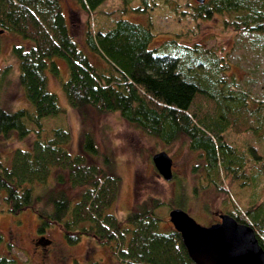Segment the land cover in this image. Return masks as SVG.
Instances as JSON below:
<instances>
[{
    "label": "trees",
    "instance_id": "trees-1",
    "mask_svg": "<svg viewBox=\"0 0 264 264\" xmlns=\"http://www.w3.org/2000/svg\"><path fill=\"white\" fill-rule=\"evenodd\" d=\"M101 1L75 0L90 16L83 47L71 36L59 0H0V34L9 31L20 39L11 44L10 52L16 60V82L31 106L9 109L0 104V136L11 130L18 136L31 129L34 133L29 147H14L9 162H0V199L12 213L29 206L36 214L37 232L54 222L67 242L94 236L98 243L110 245L120 264H195L179 232L161 227L157 207L162 201L157 197L135 201L122 218L110 209L119 176L87 159L86 154L96 152L87 132H81L79 150L74 152L66 148L68 127L55 125L42 136V118L64 113L56 93L47 88L48 74L58 80L67 105L76 110L84 106L97 112L116 110L163 143L183 135L202 158L204 177L216 189H222L227 175L254 181L264 168V155L254 144L240 147L226 138L228 131L264 130V93L261 99L253 98L248 89L228 83L221 75L228 61L197 42L178 40L181 33L152 43L154 32L148 25L122 16L132 0H121L122 6L102 14L96 9ZM177 2L137 0L130 7L146 12ZM178 4V14L194 20L220 15L235 32V43L241 31L243 44L264 50V39L251 36L264 33V0H202L195 5L179 0ZM97 13L103 17L92 20ZM242 45L236 43L234 54ZM84 48L102 64L91 60ZM53 56L64 60V78ZM8 69V64L0 66V77ZM27 121L34 127L29 129ZM251 164L255 168L250 171ZM66 188H74L76 194L71 196ZM36 199H42V205L34 207ZM171 205L184 206V200L176 198ZM227 213L250 225L264 250V199ZM12 260L0 253V264Z\"/></svg>",
    "mask_w": 264,
    "mask_h": 264
},
{
    "label": "rangeland",
    "instance_id": "rangeland-1",
    "mask_svg": "<svg viewBox=\"0 0 264 264\" xmlns=\"http://www.w3.org/2000/svg\"><path fill=\"white\" fill-rule=\"evenodd\" d=\"M136 1L132 0L130 5ZM188 1L191 5L197 2ZM59 2L71 36L83 46V35L90 16L75 0ZM178 3L179 0L177 4L155 6L153 10L149 8L146 12L133 11L127 5L122 16L148 25L154 32L152 43L177 32L176 38L181 33L178 40L188 44L197 42L209 53L213 51L212 53L222 55L228 62L221 75L228 83L248 89L251 97L261 99L264 93V50H257L248 43L243 44L244 36L241 31H237L240 35L236 43L243 45L241 51L234 54L235 32L228 24L222 23L220 15L199 20H194L191 16L183 17L178 14ZM118 6H122L121 0H102L96 9L102 14L110 9L115 10ZM97 17L103 16L97 13L92 20ZM263 35L261 31L251 34L259 41L264 39ZM19 41V37L9 31L0 34V66L9 65L8 71L0 77V104L9 109L20 106L31 108L16 82V60L10 52L11 44ZM84 50L91 60L102 64V60L86 48ZM53 60L60 76L64 78V60L59 56H53ZM47 88L56 93L59 103L64 107V113L42 118V136H48L51 127L55 125L68 127L70 135L66 148L74 152L79 150L81 132H87L96 147L95 153L86 154L87 159L119 176L117 195L110 206L117 217H124L135 201L153 196L162 201L157 207V212L161 215V227H170L172 225L168 221L167 211L176 198H182L184 206L180 208L183 207L196 222L208 224L217 220L219 213L235 207L243 209L259 199H264V168L258 171L259 175L254 181L249 177L230 179L227 175L222 189H216L204 177L202 158L197 150L187 146L183 135H177L169 143H163L154 135L127 122L116 110L97 112L89 106L76 110L67 105L58 80L50 73L47 77ZM25 125L29 129L34 127L28 121ZM33 136L32 129L20 136L15 130L9 131L7 136L1 135V164L9 162L10 152L14 147H29ZM226 138L240 147L252 143L264 155V130L258 134L252 131L240 134L228 131ZM160 149L171 158L169 179H164L157 173L150 160V154ZM253 168L255 164H251L249 170ZM49 183L50 181L47 182ZM35 189L39 191L37 183ZM66 191L71 196L76 194L74 188H66ZM35 201L34 207L42 205V199ZM36 224V214L29 206L12 213L0 199V253L12 257V264H88L93 261L94 264H120L110 245L98 243L94 236L82 235L77 241L67 242L58 224L50 222L40 232L36 231Z\"/></svg>",
    "mask_w": 264,
    "mask_h": 264
},
{
    "label": "water",
    "instance_id": "water-1",
    "mask_svg": "<svg viewBox=\"0 0 264 264\" xmlns=\"http://www.w3.org/2000/svg\"><path fill=\"white\" fill-rule=\"evenodd\" d=\"M150 160L164 179L171 177V158L163 149L152 152ZM167 218L195 264H264V250L253 228L227 212L219 213L215 221L200 224L184 209L173 206Z\"/></svg>",
    "mask_w": 264,
    "mask_h": 264
}]
</instances>
